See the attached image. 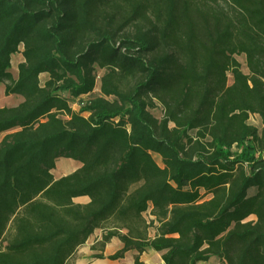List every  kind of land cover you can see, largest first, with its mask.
Wrapping results in <instances>:
<instances>
[{
	"label": "trees",
	"instance_id": "obj_1",
	"mask_svg": "<svg viewBox=\"0 0 264 264\" xmlns=\"http://www.w3.org/2000/svg\"><path fill=\"white\" fill-rule=\"evenodd\" d=\"M0 82L24 98L0 107V264H67L98 228L113 260L264 264V0H0Z\"/></svg>",
	"mask_w": 264,
	"mask_h": 264
},
{
	"label": "rangeland",
	"instance_id": "obj_2",
	"mask_svg": "<svg viewBox=\"0 0 264 264\" xmlns=\"http://www.w3.org/2000/svg\"><path fill=\"white\" fill-rule=\"evenodd\" d=\"M196 1L200 2L203 0H196ZM22 50H23V45L20 46L19 52L14 53V57H12L13 63H11L10 69H11L14 79L18 77V73H19V69H17L18 64L19 62L23 60V54H21ZM236 58L241 63L242 70L244 72H248L245 55L244 54L236 55ZM17 60H18V63H17ZM105 72H106L105 68L103 69L97 68V71H96L97 85L92 93H90L89 95H84L82 96V98L89 99V97L100 95V85H101L100 78L103 76ZM46 76L47 74L40 76L41 83H43ZM227 78H228V84L231 85L234 82V78L230 72L227 73ZM64 95L69 96V93L65 92ZM23 100L24 98L19 94L6 95L5 94V84L3 82H0V107L1 106H10V107L16 106ZM79 102L80 101L78 100H74L71 102V106L74 110H79L80 108ZM156 104H157L156 107L150 108V110H152V112L154 113L156 117L161 118L163 116L164 109H162V106L159 103H156ZM84 115L88 116L87 113H84ZM249 122L255 124L259 128L260 131L263 130V125H262V122H260L259 116L252 115ZM1 138L2 136L0 137V140ZM154 156H155L156 161L160 165H162L161 157L157 154H155ZM80 165H81V162L77 159L74 160V159L67 158V157H61L60 159L57 160L55 169H53L52 171L54 175L59 178V177H62V175H66V174H70L74 172L77 168H79ZM151 206H152V203L149 204L148 209L145 212H143L144 216L146 217L148 221H151V219H153L152 217L153 215L150 210ZM156 225H157V222H155V225L151 227V230H150L151 236L154 235V233L156 234V228H155ZM199 264H220V261L218 258L213 257L211 258L210 261L206 263H199Z\"/></svg>",
	"mask_w": 264,
	"mask_h": 264
},
{
	"label": "crops",
	"instance_id": "obj_3",
	"mask_svg": "<svg viewBox=\"0 0 264 264\" xmlns=\"http://www.w3.org/2000/svg\"><path fill=\"white\" fill-rule=\"evenodd\" d=\"M22 52V51H21ZM22 54V53H21ZM14 57V55H13ZM25 60L23 55V62ZM13 63V61H11ZM18 63V60H17ZM20 63V62H19ZM18 69V68H17ZM47 74L46 78L44 79L43 83L45 84V80L48 79L49 74L44 72L41 75ZM257 116V115H255ZM82 165V163H81ZM80 165V166H81ZM79 166V167H80ZM55 169V168H54ZM54 174V173H53ZM55 176V175H54ZM55 178H58L55 176ZM60 178V177H59ZM74 201L81 202V203H88L89 197L87 196H80L74 199ZM152 208V206H151ZM150 208V210H151ZM154 219V216H152ZM103 229L98 228L91 234L88 239L78 247V250L76 253L70 258V260L67 262V264H135L136 256L138 253L136 251H127L123 258L113 260L108 258V255L115 253L119 249L123 247V243L117 238L113 237L105 246L103 250L99 248H94V244L97 243L102 239L103 236ZM155 235V233H154ZM152 235V236H154ZM151 236V235H150ZM151 236V237H152ZM103 253L104 258H97L95 254ZM163 254V251H156L154 249H147L146 251L139 254L140 260L144 262L145 264H164L163 259L161 255Z\"/></svg>",
	"mask_w": 264,
	"mask_h": 264
}]
</instances>
